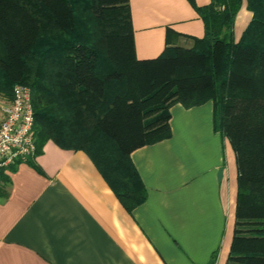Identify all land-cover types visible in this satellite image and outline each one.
I'll return each instance as SVG.
<instances>
[{
  "label": "trees",
  "instance_id": "1",
  "mask_svg": "<svg viewBox=\"0 0 264 264\" xmlns=\"http://www.w3.org/2000/svg\"><path fill=\"white\" fill-rule=\"evenodd\" d=\"M243 4L252 18L235 42ZM195 11L205 33L192 48L169 47L167 30L162 54L139 60L129 0H0V99L28 87L34 157L48 141L83 151L129 212L147 195L131 153L170 138L172 106L211 102L237 168L226 264H264V0Z\"/></svg>",
  "mask_w": 264,
  "mask_h": 264
},
{
  "label": "crops",
  "instance_id": "2",
  "mask_svg": "<svg viewBox=\"0 0 264 264\" xmlns=\"http://www.w3.org/2000/svg\"><path fill=\"white\" fill-rule=\"evenodd\" d=\"M210 0H129L135 54L155 59L191 46ZM252 14L245 4L237 42ZM171 136L131 153L146 190L131 212L83 151L48 141L31 162L0 171V264H226L235 230L237 168L214 130L213 105L170 108Z\"/></svg>",
  "mask_w": 264,
  "mask_h": 264
},
{
  "label": "built area",
  "instance_id": "3",
  "mask_svg": "<svg viewBox=\"0 0 264 264\" xmlns=\"http://www.w3.org/2000/svg\"><path fill=\"white\" fill-rule=\"evenodd\" d=\"M31 90L17 85L9 101L0 99V170L34 157Z\"/></svg>",
  "mask_w": 264,
  "mask_h": 264
},
{
  "label": "rangeland",
  "instance_id": "4",
  "mask_svg": "<svg viewBox=\"0 0 264 264\" xmlns=\"http://www.w3.org/2000/svg\"><path fill=\"white\" fill-rule=\"evenodd\" d=\"M192 46H193V44L191 46H188V45H185V44H180V45H175V44L172 45L171 44L169 47H180V48H183V49H190V48H192ZM227 142H228V140H227Z\"/></svg>",
  "mask_w": 264,
  "mask_h": 264
}]
</instances>
